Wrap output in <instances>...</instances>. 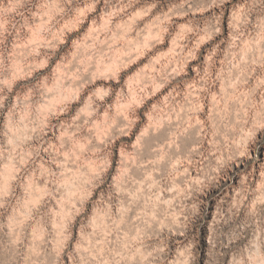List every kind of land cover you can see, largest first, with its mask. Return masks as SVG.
Returning <instances> with one entry per match:
<instances>
[{"label":"rangeland","instance_id":"obj_1","mask_svg":"<svg viewBox=\"0 0 264 264\" xmlns=\"http://www.w3.org/2000/svg\"><path fill=\"white\" fill-rule=\"evenodd\" d=\"M39 144L0 264H264V0H0V169Z\"/></svg>","mask_w":264,"mask_h":264},{"label":"bare ground","instance_id":"obj_2","mask_svg":"<svg viewBox=\"0 0 264 264\" xmlns=\"http://www.w3.org/2000/svg\"><path fill=\"white\" fill-rule=\"evenodd\" d=\"M57 90H58V93H59L58 95L60 96V98L61 97L62 98L70 97L71 101H76L79 97L78 94H72L71 96H69V95L67 96V94L65 95L64 92H62V90L59 87ZM86 108L88 110H91V106L89 104H86ZM9 142H11V141H9ZM41 144H39L36 147V151H35L36 154L34 155V157L30 158L29 161L27 162V163H29L27 165L28 168L26 166H19L16 169H11V168L5 169L4 167H2L0 169V220H6L7 224L9 222V219L12 218L15 214H18L19 212L21 214L23 212L24 215L26 216V218H28L29 220L34 218L37 215V211H39V209L41 207H44L45 205H47V203H49L50 200H53L56 198L54 196V194L51 192L50 185H45L44 187H41V188H34L35 189L34 195L28 194L26 192L24 193V191H23L24 186H29V187L33 186L34 187V185H36L33 182H27V181H29V180H27L28 173L31 170V168H33L34 166H43L44 168L43 167L42 168L45 171H47L48 173H50L51 175L55 171L56 166L53 165L52 160L49 158L48 149L45 148V145H41ZM51 175H48V176H51ZM62 181L67 182L66 177H62ZM84 189H85V187H84ZM84 189H83V191H84ZM30 191L32 192V190H30ZM20 199L22 201H21V205L18 207L17 201ZM62 209H64V208H62ZM77 210L78 209H75L74 212L71 211V212H73V213H71V216L63 217L64 221L61 225L63 227V230H62L61 240H60L62 247L67 246L73 237V224H74V219L76 217V213L78 212ZM23 225H25V224L24 223L20 224V226H23ZM37 233H38L37 235H39L41 238H43V237H45L47 230L44 227H40L39 230L37 231Z\"/></svg>","mask_w":264,"mask_h":264}]
</instances>
